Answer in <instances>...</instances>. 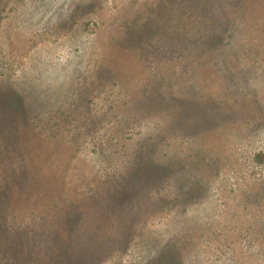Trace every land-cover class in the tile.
Here are the masks:
<instances>
[{
  "label": "rangeland",
  "instance_id": "rangeland-1",
  "mask_svg": "<svg viewBox=\"0 0 264 264\" xmlns=\"http://www.w3.org/2000/svg\"><path fill=\"white\" fill-rule=\"evenodd\" d=\"M5 92L0 264H264V0H0Z\"/></svg>",
  "mask_w": 264,
  "mask_h": 264
},
{
  "label": "trees",
  "instance_id": "trees-1",
  "mask_svg": "<svg viewBox=\"0 0 264 264\" xmlns=\"http://www.w3.org/2000/svg\"><path fill=\"white\" fill-rule=\"evenodd\" d=\"M145 27H146V28H144L145 29V33L146 32H151L150 27L147 28V25ZM145 33H143V34H145ZM138 35L139 34H136L137 38H139ZM5 95H6V92L0 94V102L3 101V103H5L4 105L2 104L3 106L0 107V109L4 108L6 110V112H10V111H13L14 109H17L18 106H19V102L20 101L15 99V98H12V97H10V99L7 100V97L5 98ZM1 98H2V100H1Z\"/></svg>",
  "mask_w": 264,
  "mask_h": 264
},
{
  "label": "bare ground",
  "instance_id": "bare-ground-1",
  "mask_svg": "<svg viewBox=\"0 0 264 264\" xmlns=\"http://www.w3.org/2000/svg\"><path fill=\"white\" fill-rule=\"evenodd\" d=\"M227 64H229V63H227ZM188 88V87H187ZM190 93V92H189ZM212 104V103H211ZM181 113V112H180ZM184 123V122H183Z\"/></svg>",
  "mask_w": 264,
  "mask_h": 264
}]
</instances>
